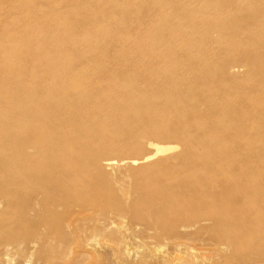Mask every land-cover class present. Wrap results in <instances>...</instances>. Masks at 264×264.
I'll use <instances>...</instances> for the list:
<instances>
[{"label":"bare ground","instance_id":"obj_1","mask_svg":"<svg viewBox=\"0 0 264 264\" xmlns=\"http://www.w3.org/2000/svg\"><path fill=\"white\" fill-rule=\"evenodd\" d=\"M223 19L227 17L223 16ZM233 42L231 39V45ZM21 47L18 44L11 46L15 55L20 54ZM166 54L161 66L145 71L146 76L153 74L156 80L161 79L165 90L127 96L130 84L127 87L128 83L118 80V83L114 82L117 85L109 90L125 101L121 107L103 91L94 97L91 91L79 87L80 84H65L66 67L54 68L50 62L41 65V74L36 71L33 61L32 66L24 70L34 82L22 80L18 75L20 78H12L9 87L5 88L2 84L9 83L10 79L0 78V264H58L61 261L59 258L60 261L56 262L58 255L54 259L51 256L52 251H56L53 248L59 245L64 226L78 223V215L73 214L67 224L62 223L61 210L72 211L73 205L77 204L83 206L79 210L85 211L91 206L87 198L74 200L71 192L93 187L101 193L103 183L101 186L92 182L87 175L94 168L101 171L102 166L110 169L117 166L109 160L101 166L100 152L90 151L93 145L89 120L94 114L103 112L110 114L118 134L122 136L123 128L136 145L147 136L163 139L174 135L184 148L180 156L184 160L182 166L173 169L167 160L160 159L142 169L145 174L137 188L136 207L145 221L143 230L151 232L149 238L143 239L144 248H148L149 241L160 240L165 230L167 233L175 227L186 229L209 223L222 229L221 235L215 238V246L220 251H243L250 257H259L258 264H264V258H260L264 254V192L250 186L252 181H263L264 172L252 171L249 162L245 161L247 171L241 173L240 168L235 170L242 164L241 157L237 154L230 159L226 155L220 156L231 150L233 144L264 145V104L260 100L252 102L256 97L264 98L261 84L255 83L247 91L232 85L241 70H264V49L254 41V47L245 51V65L227 62L204 72V66L200 64L189 74L180 73L190 68L182 60L185 56L177 60L172 52ZM0 67L22 71L11 59H0ZM75 77L80 81L79 74L76 73ZM189 77L195 83L184 87L182 83ZM204 80L215 85V90H221L223 94L227 92V97L231 98L230 102L227 99L209 102V114L213 118L206 124L204 112L200 109L204 103ZM38 82L44 86L38 88ZM1 104L9 112L4 111ZM218 107L219 110H215ZM168 110L173 117L169 126ZM125 111L134 117L126 118ZM246 112H252L258 121L247 124L250 119H227L229 114L239 116ZM227 140L229 144H226ZM175 148L155 146V153L130 164L146 163ZM118 151V147L106 146L101 153ZM215 153L218 156L213 159ZM106 195L102 194L103 197ZM157 204L164 205L159 212L151 207ZM111 224L103 227L104 231L111 230ZM66 226L64 229L68 230ZM90 230L87 233L101 234L99 228ZM184 245L174 247L171 254L164 256L163 264H187L185 257L192 255V248ZM222 255L217 253L219 257ZM132 264H143V260Z\"/></svg>","mask_w":264,"mask_h":264},{"label":"rangeland","instance_id":"obj_2","mask_svg":"<svg viewBox=\"0 0 264 264\" xmlns=\"http://www.w3.org/2000/svg\"><path fill=\"white\" fill-rule=\"evenodd\" d=\"M223 16L227 19H223ZM263 18L264 0H0V47L3 48L0 50V59H11L22 70L17 72L15 69L5 70L0 67V78L10 79L9 83L2 84L5 88L9 87L12 78L21 77L27 82H34L24 70L29 69L33 61L36 71L41 74V65L50 62L54 68L66 67L65 84H80L79 87L91 91L94 97L103 91L121 107L125 101L111 92L118 80L128 83L127 87L130 84L127 96H143L152 91L165 90L161 79L156 80L153 74L146 76L145 71L150 72L154 66H161L166 53L172 52L177 60L185 56L182 60L190 66V71L180 70L182 74H189L200 64L204 66V72L227 62L231 65H245V51L254 47V41H258L264 49ZM231 39L235 41L232 45ZM14 44L23 48L18 55L11 48ZM76 73L80 81L75 77ZM115 77L117 79L111 80ZM194 83L193 78L189 77L182 85L188 87ZM255 83L261 84L264 90V70H241L232 85L247 91ZM202 85L204 103H201L200 109L204 112L206 124L213 118L209 114V102L213 99H227L230 102L231 98L227 97V92L223 94L221 90H215L216 86L205 80ZM43 86L44 83L38 82V88ZM57 87L61 88L60 85ZM109 88H112L111 91ZM259 98L256 97L252 102L260 100L264 104V98ZM1 105L4 111L9 112L4 104ZM215 110H219V107ZM167 112L169 126L173 117L169 110ZM125 114L126 118L134 117L129 111H125ZM109 115L106 112L94 114L89 120L90 141L93 145L90 151L100 152L101 166L108 160L117 163V166L114 169L102 166L101 171L94 168L87 177L99 185L103 183L100 191L110 197H103L93 187L71 192L74 200L87 198L91 206L85 211L79 210L83 206L77 204L73 205L75 207H72V211L61 210L62 223L67 224L73 219L71 214L78 215L77 222L80 223L74 222L73 226L69 225L71 227L67 225L69 228L65 225L68 230L64 226L60 233L62 242L53 248L56 250L52 251L53 259L58 255L57 258L62 262L60 259L56 262L60 261V264H132L139 260H143V264H163L166 260L164 256L171 254L174 247L186 244L184 246L192 248V255L185 257L187 264H258L259 257H250L248 253L236 249L220 251L216 248L215 238L221 235L222 229L209 223L188 226L189 229L175 227L167 233L165 230L161 241H149L148 248H144L143 239L149 238L151 232L143 230L145 221L136 207L137 188L145 174L142 169L160 159L167 160L173 169L182 166L184 160L180 156L184 148L174 135L163 139L147 136L136 145L123 128L122 136L118 134ZM239 118L250 119L246 121L247 124L258 121L252 112L239 116L229 114L227 117L230 121ZM225 142L229 144L228 140ZM237 145L233 144L231 150L220 156L226 155L230 159L237 154L241 157L242 164L235 168H240L241 173L247 171L245 161L249 162L252 171L264 172V145ZM106 146L118 147L120 151L102 154ZM155 146L176 148L146 163L135 166L130 164L133 160L140 161L155 153ZM217 156L218 153H215L213 159ZM122 160L125 164H122ZM250 186L264 192V180L252 181ZM163 206L157 204L151 207L153 211L159 212ZM95 214L99 215L98 218ZM98 222H103L102 225L105 223L103 227L113 222V228L104 231ZM98 228L101 230L99 235V232L91 231ZM89 230L93 234L87 233ZM219 252L223 254L221 257L217 256ZM260 258H264V254Z\"/></svg>","mask_w":264,"mask_h":264}]
</instances>
